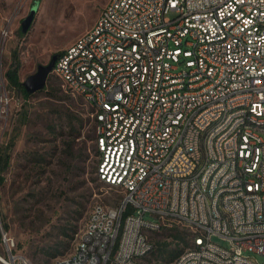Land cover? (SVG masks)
Returning a JSON list of instances; mask_svg holds the SVG:
<instances>
[{
	"label": "built area",
	"instance_id": "2783aa9c",
	"mask_svg": "<svg viewBox=\"0 0 264 264\" xmlns=\"http://www.w3.org/2000/svg\"><path fill=\"white\" fill-rule=\"evenodd\" d=\"M156 24L168 25L169 42L153 36ZM52 73L102 109L101 119L90 113L97 177L122 194L114 214L100 201L90 230L80 231L84 247L56 264H142L155 249L149 233L177 226L189 237L199 227V242L171 264H264L253 255L264 256V0H108ZM222 112L224 126L198 144ZM204 159L211 166L195 177ZM218 205L230 206L235 231ZM3 238L0 264H32Z\"/></svg>",
	"mask_w": 264,
	"mask_h": 264
},
{
	"label": "rangeland",
	"instance_id": "374dc122",
	"mask_svg": "<svg viewBox=\"0 0 264 264\" xmlns=\"http://www.w3.org/2000/svg\"><path fill=\"white\" fill-rule=\"evenodd\" d=\"M107 1L0 0V150L9 155L0 186V228L14 240L13 253L32 264H56L53 252L71 254L93 205H116L122 194L97 177L93 108L83 96L66 90L51 73L45 88L27 97L6 73L17 66L25 81L88 32ZM36 4L34 20L23 32L22 22ZM145 218L157 220L150 214ZM177 230L190 245L191 233L180 226L149 237L173 247ZM212 240L230 246L219 235ZM7 249L2 236L0 254L7 255ZM142 264L166 261L152 252Z\"/></svg>",
	"mask_w": 264,
	"mask_h": 264
},
{
	"label": "bare ground",
	"instance_id": "6f19581e",
	"mask_svg": "<svg viewBox=\"0 0 264 264\" xmlns=\"http://www.w3.org/2000/svg\"><path fill=\"white\" fill-rule=\"evenodd\" d=\"M153 36H161V42L170 41V29L166 24H156L153 28ZM138 96V88H131L128 90V98H136ZM94 112V119H101L102 109H99V105H91ZM224 119H229V112H222V119H213L211 124H206V126L199 130L198 132V144H206L213 135V127L224 126ZM248 131H257V124H248ZM202 156H209V147H202ZM211 166V159H204L199 162V168H195V177H202V169H208ZM105 182V179H100ZM204 196H211V189H204ZM97 205H100V201L96 202L88 217H95L97 215ZM205 210H207L208 215H215V198H208L207 203H205ZM218 212L222 218H225L227 223L228 231H235V222H233V214L230 206L218 205ZM115 205L106 204V214H114ZM82 230H90V223H85ZM191 233V244L197 245L199 242V227H192L190 229ZM86 244V232H80L77 244L73 252L69 255H76L77 247H84ZM153 252V251H152ZM183 251L181 254H184ZM180 254V255H181ZM179 255V256H180ZM178 256V257H179ZM177 257V258H178ZM176 258V259H177Z\"/></svg>",
	"mask_w": 264,
	"mask_h": 264
},
{
	"label": "trees",
	"instance_id": "16d2710c",
	"mask_svg": "<svg viewBox=\"0 0 264 264\" xmlns=\"http://www.w3.org/2000/svg\"><path fill=\"white\" fill-rule=\"evenodd\" d=\"M6 75L12 86L22 89L27 97L31 96V94L27 93L25 88L23 87V82L19 78L17 66L9 69ZM8 161L9 155L6 152L0 150V186L4 181V177L2 174L5 168L8 166ZM2 236L3 232L0 228V240ZM74 238V235L71 236V241H73ZM173 238L175 240L173 243V247H171L172 243H170L169 241L155 242V249L153 250V253L156 252L157 258L166 261V264H170L184 251L187 246H189V241L186 236L180 233L178 230L174 233ZM64 254L65 253L63 251H59L53 252L50 256L56 259Z\"/></svg>",
	"mask_w": 264,
	"mask_h": 264
},
{
	"label": "water",
	"instance_id": "95a60500",
	"mask_svg": "<svg viewBox=\"0 0 264 264\" xmlns=\"http://www.w3.org/2000/svg\"><path fill=\"white\" fill-rule=\"evenodd\" d=\"M37 8L38 5H34L30 11V14L26 18H24L22 22L23 32L28 31V29L30 28L34 20ZM57 58L58 55H54L48 64H40L37 71L27 77L25 81H23V86L27 93L33 94L45 88V86L47 85L48 77L53 71Z\"/></svg>",
	"mask_w": 264,
	"mask_h": 264
}]
</instances>
